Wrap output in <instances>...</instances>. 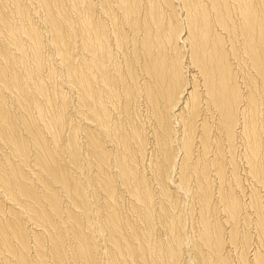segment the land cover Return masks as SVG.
I'll return each mask as SVG.
<instances>
[{
	"label": "bare ground",
	"instance_id": "obj_1",
	"mask_svg": "<svg viewBox=\"0 0 264 264\" xmlns=\"http://www.w3.org/2000/svg\"><path fill=\"white\" fill-rule=\"evenodd\" d=\"M0 264H264V0H0Z\"/></svg>",
	"mask_w": 264,
	"mask_h": 264
}]
</instances>
